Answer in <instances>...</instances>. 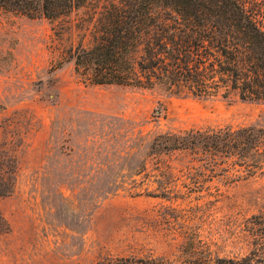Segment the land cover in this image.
<instances>
[{"label":"rangeland","instance_id":"1","mask_svg":"<svg viewBox=\"0 0 264 264\" xmlns=\"http://www.w3.org/2000/svg\"><path fill=\"white\" fill-rule=\"evenodd\" d=\"M63 21L0 11V144L19 174L0 199L10 229L0 264H152L240 259L264 213V168L238 178L189 167L153 139L199 128H264V102L197 99L165 89L93 86L68 51L80 37Z\"/></svg>","mask_w":264,"mask_h":264},{"label":"trees","instance_id":"2","mask_svg":"<svg viewBox=\"0 0 264 264\" xmlns=\"http://www.w3.org/2000/svg\"><path fill=\"white\" fill-rule=\"evenodd\" d=\"M0 11L75 29L80 41L66 59L88 85L264 102V0H0ZM12 148L0 144V199L14 193L18 180ZM176 152L190 159L191 168H230L238 178L253 177L264 168V128L168 132L150 146L151 156ZM252 220L251 252L216 264H264V213ZM9 229L0 211V233ZM98 264L152 263L117 258Z\"/></svg>","mask_w":264,"mask_h":264}]
</instances>
